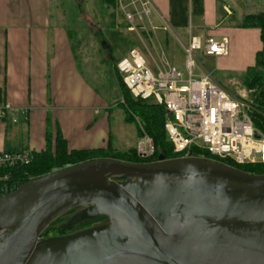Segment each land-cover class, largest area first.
Segmentation results:
<instances>
[{"label": "water", "instance_id": "water-1", "mask_svg": "<svg viewBox=\"0 0 264 264\" xmlns=\"http://www.w3.org/2000/svg\"><path fill=\"white\" fill-rule=\"evenodd\" d=\"M77 206L105 218L41 235ZM0 264H264V174L199 156L53 169L0 194Z\"/></svg>", "mask_w": 264, "mask_h": 264}, {"label": "crops", "instance_id": "crops-1", "mask_svg": "<svg viewBox=\"0 0 264 264\" xmlns=\"http://www.w3.org/2000/svg\"><path fill=\"white\" fill-rule=\"evenodd\" d=\"M136 1H116L117 11L120 4L131 9L130 3ZM151 1L154 15L166 22L163 14L169 16L173 0ZM60 6L53 0H0V89L3 103L10 108L0 119V150L42 151L47 131L51 148L59 132L68 150L108 144L118 150L110 126L111 105L82 74ZM194 15L201 32L205 29L228 39V53L213 57L219 72L242 73L254 64L255 52L261 48L259 29L241 27L243 15L237 20L232 5L225 0H202V14ZM156 36L150 43L144 40L136 45L142 53L147 51L151 69L169 63L153 40ZM119 135L115 133V143L123 142Z\"/></svg>", "mask_w": 264, "mask_h": 264}, {"label": "built area", "instance_id": "built-area-1", "mask_svg": "<svg viewBox=\"0 0 264 264\" xmlns=\"http://www.w3.org/2000/svg\"><path fill=\"white\" fill-rule=\"evenodd\" d=\"M130 4L131 9L118 6L128 29L136 32L139 42H152L155 31L150 18L155 11L152 1L137 0ZM191 30L192 27L188 29L187 41L180 40L186 74L170 63L153 71L142 52L132 47L115 63L124 86L133 98L163 107V129L174 153L192 156L190 152L196 150L200 152L199 157L208 153L236 164H264V136L253 124L246 91L233 96L211 72H193L199 54L218 57L228 53L227 37L212 35L205 29L200 34H192ZM9 111L0 89V119ZM21 113L25 118L26 112ZM135 147L141 157L151 155L154 150L151 138L145 133ZM31 153L24 149L0 150V169L28 164ZM9 187L7 176L0 175V194L7 193Z\"/></svg>", "mask_w": 264, "mask_h": 264}, {"label": "rangeland", "instance_id": "rangeland-1", "mask_svg": "<svg viewBox=\"0 0 264 264\" xmlns=\"http://www.w3.org/2000/svg\"><path fill=\"white\" fill-rule=\"evenodd\" d=\"M225 1L233 6L237 20L242 18V16L239 17V15L260 12L263 10L264 6V0ZM53 2L61 5L60 7H62L65 13V22L67 23L69 32L73 34L72 48L74 56L82 74L91 85L95 86L101 92L105 100L111 105L110 126L112 134L114 135L113 145L119 151L134 146L136 140L138 141V137L135 134L134 124L124 121V113L120 106L122 102L118 83L119 80L117 81L118 75L114 68V61L118 57L124 55L128 49L136 47L138 41L136 32L128 29L127 23L119 12L105 7L100 0H53ZM101 7H103L104 10H102ZM85 11H89L91 15H88ZM163 16L166 19V23H162L154 13H151L150 18L156 28L155 35H157L153 40H155V42L157 41L156 44L159 45V49L164 53L168 62L186 74L185 53L181 47L180 40H188V29L190 27H192V34L201 33V29L197 28L199 18L190 13L189 0H173L171 13L169 16L164 14ZM115 31L121 32L124 37L127 36L132 38L136 44L130 45L126 43L125 38L123 41H121L122 39L119 41V39H117L119 37L112 33ZM138 44L141 45L139 41ZM110 45L114 47L113 57H111V59L107 53ZM143 52L142 54L146 59L148 53L147 51ZM197 58L193 69L194 74H198L202 72V70L211 71L216 81L230 92V94L238 96L241 90H245L248 98L251 92L244 86L242 81V75L245 71L242 73H229L227 75L226 73L219 72L215 68L217 61L213 57L211 58L199 54ZM147 60L148 59H146V61ZM152 70L154 71V69ZM229 76H234V78L228 79ZM130 115L137 123L139 122L136 115L133 113H130ZM117 132L120 133L119 138H121L123 142H114L115 133ZM70 215L71 213H66L52 223L46 231L45 236H56L61 234L62 231L58 229V226Z\"/></svg>", "mask_w": 264, "mask_h": 264}, {"label": "trees", "instance_id": "trees-1", "mask_svg": "<svg viewBox=\"0 0 264 264\" xmlns=\"http://www.w3.org/2000/svg\"><path fill=\"white\" fill-rule=\"evenodd\" d=\"M101 2L107 7L117 11L116 0H101ZM264 4V2H263ZM118 12V11H117ZM115 13V12H114ZM190 13L191 14H202V0H190ZM239 25L241 27H256L259 29V36L261 41V48L255 52L254 64L247 67L244 74L242 75V81L244 86L251 92L249 93L250 99V115L255 128L264 136V6L263 10L257 13H247L243 15ZM113 35L119 37V41H123L130 45H135L136 42L130 37H124L121 32H112ZM70 41L72 43V33L68 31ZM116 39V37H115ZM116 41V40H115ZM114 47L110 45L107 50L108 56L111 59L113 57ZM121 57V56H120ZM118 57V58H120ZM117 58V59H118ZM114 61V68L115 63ZM115 71L118 75L119 88L121 93V108L124 113V121L133 123L135 132L139 138L143 133L147 134L153 143V153L146 157L138 155L136 147H130L126 150H116L110 144L105 148H94V149H71L68 150L66 142L59 132L56 133L54 138V147L51 148V139L49 131L46 132V148L42 151H33L31 160L28 164L20 165L12 168L0 169V175L7 176V183L10 186L7 192L12 191L23 182L46 174L53 169L62 168L67 165L79 163L84 160L100 158V157H114L119 160L134 162V163H149L156 161L159 156H163L165 159L176 158L183 156L182 153H174L170 142L166 138L165 131L163 129L164 122V109L160 105L149 103L141 99H135L131 96L129 91L124 86L120 75L116 68ZM123 88V89H122ZM133 113L139 119L137 123L134 118L130 115ZM49 126V124H48ZM113 154V155H109ZM200 152L193 150L190 152L192 156H198ZM205 158L214 159L221 163L230 165L234 168L242 170L244 172L264 174V164L262 163H244L236 164L232 160L227 158H217L203 153ZM80 209L79 206L72 208L50 222L41 235L45 236L46 231L52 223L58 220L61 216L66 213H71L64 222L59 224L58 229L62 231L61 234L88 226L93 222L100 221L105 218L101 215L94 219H88L83 221H72V215ZM69 228V229H68Z\"/></svg>", "mask_w": 264, "mask_h": 264}]
</instances>
